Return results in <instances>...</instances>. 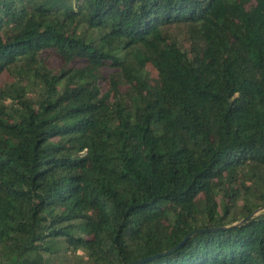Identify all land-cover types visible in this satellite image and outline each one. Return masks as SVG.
I'll list each match as a JSON object with an SVG mask.
<instances>
[{"label": "trees", "instance_id": "obj_1", "mask_svg": "<svg viewBox=\"0 0 264 264\" xmlns=\"http://www.w3.org/2000/svg\"><path fill=\"white\" fill-rule=\"evenodd\" d=\"M134 263L264 264V0H0V264Z\"/></svg>", "mask_w": 264, "mask_h": 264}, {"label": "water", "instance_id": "obj_2", "mask_svg": "<svg viewBox=\"0 0 264 264\" xmlns=\"http://www.w3.org/2000/svg\"><path fill=\"white\" fill-rule=\"evenodd\" d=\"M246 220H247V219H246ZM199 232H201V231H197V232L193 233V235H196V234H198ZM188 238H189V237H188ZM185 242H186V241H184L182 244H180V245H178L177 247H175V248L173 249V251H176V250L180 249V248L185 244ZM134 264H137V263H134Z\"/></svg>", "mask_w": 264, "mask_h": 264}]
</instances>
